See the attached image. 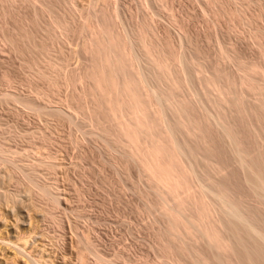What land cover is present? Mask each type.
Here are the masks:
<instances>
[{"label":"rangeland","instance_id":"rangeland-1","mask_svg":"<svg viewBox=\"0 0 264 264\" xmlns=\"http://www.w3.org/2000/svg\"><path fill=\"white\" fill-rule=\"evenodd\" d=\"M230 2L238 21L216 16L218 13L214 11L221 8L219 0H0V147L4 151L0 154V264H36L39 260L37 264H175L173 258L171 262L160 253L157 237L162 224L158 220L164 219H159L164 216V210L160 211L164 207L152 200L155 196L151 194L148 179L142 178L136 166L124 171L121 162L126 164L129 157L130 165L133 161L129 150L126 153L128 148L115 150L107 145L94 125L96 122L90 118L92 104L85 96L90 81L83 79L76 85L69 82L63 85L58 80L61 85H56L58 81L54 77L63 75L71 79L72 74L80 77L87 72L92 62L84 48L89 37L92 38L89 27L100 26L103 13L113 11L117 28L124 34L134 30L135 24L145 19L150 21L155 32L151 36V31V38L163 39L169 35L190 65L197 56L180 27L188 32V37L198 39V49L203 51L199 50L197 55L206 52L208 60L214 63L222 48H235L240 55H235L234 61L238 63L227 59L221 66L232 78H238L242 61L261 58V41L253 37V32L256 25L264 27V0ZM256 16L263 22H254L255 25ZM61 22H71L72 27L66 24V28ZM63 57L67 60L61 63L64 66L60 70ZM53 64H58L59 69L52 67ZM209 65L210 69H204L207 68L204 72L207 77L213 73ZM197 74L193 75L195 85L190 83L185 95L195 101L200 90L202 97L196 101L202 99L203 103L208 100V96L203 98L199 83L204 75ZM252 94H246L247 105L251 106L248 110L252 109L248 111V119L245 116V121L240 120L229 111V117L226 115L246 150L258 158L260 149H264V123L259 114L252 112L259 105L258 95ZM208 104L205 103L206 109L213 112ZM254 129L257 133L262 131L263 140ZM212 133L208 138L212 151L208 154L199 151V165L203 167V159L207 157L213 159L223 169L214 176L216 183L227 187L246 206L248 214L250 211L255 215L259 210L264 218V204L256 194L249 193L246 172L231 155L228 142L221 141L217 131ZM42 188H48L54 196L44 194ZM203 241L199 240L200 244L196 242L195 246L193 242L192 248L202 252L209 259L208 264H218L214 252ZM190 261L185 260L187 264ZM231 261L240 262L236 255Z\"/></svg>","mask_w":264,"mask_h":264},{"label":"bare ground","instance_id":"bare-ground-1","mask_svg":"<svg viewBox=\"0 0 264 264\" xmlns=\"http://www.w3.org/2000/svg\"><path fill=\"white\" fill-rule=\"evenodd\" d=\"M219 2L221 8L220 11H214L218 13L216 16L218 15L219 17H217H222V19L227 17L230 21H238L235 20V18H239L234 12L235 10L230 9V0L229 2L228 0H219ZM214 6L212 5L213 8ZM106 12L101 17L103 21L100 26L89 27L91 32L89 35L92 38L89 37L90 41L86 42L84 48L91 55L92 62L87 72L84 73L85 75L72 77V74L71 79H67L68 77L65 79L63 75H61V78L59 75L54 79L56 78L55 80L65 84L73 83V85L81 80L83 82V79L90 81V85L88 84L90 87L87 88L88 90L84 94L86 98L88 97L91 100L90 118L96 122L94 125H97L98 132L101 133V139L103 138L108 143L107 145L112 146L111 148H116L115 150L128 148L126 153L129 150L131 160H133L132 165L129 162V155L126 154L124 155L129 158L127 157L128 161L125 159L124 162L126 161L125 163L128 165L121 162L123 159L119 163L121 162L124 171L128 172L130 167L133 169L132 166H136L135 168L138 169L137 172L139 171L142 178L145 177L149 181V186L152 189L151 194L155 196L152 200L155 199V202H158L157 204L160 203L164 207L160 210H164L162 212L164 216H160L159 219L163 217L164 219L158 220L159 223L161 221L162 229L159 237H157L162 258H167L166 260L170 261L173 258L175 264L189 263L185 262L186 259L191 260V264H208L210 263L208 262L209 259L205 258L202 252H198L199 250L196 251V247L195 250L192 248L193 242H195V246L196 242L200 244L199 240H204L203 242H205L208 249L214 252L216 256L214 258H216L215 261L218 264H234L231 261L233 255L238 257L239 264L264 262V218L261 217L262 214L259 213V210H256V214L261 215H259V218L258 215L255 216L256 214H250V211L249 215L246 206L235 199L227 187L218 182L216 183L214 176L223 169L213 162V159H208L207 156L209 155L203 159L204 168L199 163L200 150L206 154L212 151L208 138L213 132L212 130L215 129L220 135L221 141L228 142L230 153L240 169L246 172L249 193L256 194L264 204V149L258 147L260 149L259 157L253 158L244 147L239 133L233 126L234 124L231 125L232 121H229L231 119H228L229 112L233 114H230L231 116H236L240 120L245 116L248 119L247 115L252 109L248 110L251 106L248 107L247 105L246 98L248 95L246 96V94L254 93L252 95H258L259 110L255 108L259 112H255L256 109L252 112L259 114L258 116L263 119L261 123H264V27L254 23L261 22L260 16L253 18L254 21H252L257 28L254 30L255 32L253 30L252 32L254 33L253 37L261 41V44H259L260 41L258 43L261 58L258 57L259 59L256 58L258 60L255 59L252 62L245 61V63L240 60L241 75L238 74V78L235 76L236 79L235 77L232 78V75L223 70V66H221L223 60H237L235 55L237 53L239 55V52L235 48L230 47L231 49L225 50L220 48L217 61L215 63L209 61L210 58L207 57L206 52L197 55L196 52L199 53V50L203 48L198 49L196 41L198 39H191V35L188 37V32L180 27V24L179 27L184 32L181 33L187 35L186 39H190L188 40V42L190 41V47L193 48L192 50L195 51L194 53L197 56L194 55L196 57L195 62L193 61L190 65L188 60V62H185L186 60L183 59L184 55L183 58L181 57L169 35L163 39L151 38L155 32H153L150 21L147 19L141 24H135V27L132 28L134 30L124 34L117 28L119 26L116 25L117 20L114 21L116 18L113 11ZM240 14L242 15L241 12ZM60 18L62 19V17ZM58 23L55 22V24ZM173 23L176 24L174 21ZM253 23H250L251 27H253ZM66 24L67 22L63 26ZM69 24L67 25L69 26ZM59 25L61 24L59 23ZM151 31L153 35H151ZM66 57H63V61L59 65L67 60ZM63 64L60 66L57 64L56 66H59L62 70ZM208 65L212 66L213 71L209 77L204 75L207 68L204 69ZM56 66L53 64L52 67L55 68ZM194 71L196 73H193ZM202 72L201 75L204 76H202L199 83L205 95L203 98L208 96V100L206 98L204 100H207L206 102L211 105L214 109L213 112L210 111L211 108L206 109V102L201 103L202 99L196 101L202 97L199 94L200 90L198 96L195 97V101L191 100L192 97L189 98L190 95H185L190 83L195 85L193 81L195 76L193 75L197 73L200 75ZM42 73L44 74V72ZM44 75V77L47 76L46 73ZM59 81L56 85H61ZM81 96H77L79 101H82V97H84ZM75 100L78 101V99ZM82 103L80 102V104ZM84 104L80 106L86 111L87 108L83 106ZM62 113L64 114V112ZM245 120L243 119V121ZM258 123L260 122L258 121ZM254 131L259 132L257 129H254ZM261 132L257 133L259 138ZM260 140H263V138L261 137ZM262 143V148H264V142ZM3 152L0 147V154H3ZM36 162L38 164L39 161ZM47 189H43L42 192L51 195L50 190ZM148 194L151 196L150 193ZM183 195L185 196L183 197ZM53 196L54 194L51 195V197ZM161 206L159 209H161ZM5 243H8V241ZM39 261L37 262L39 263ZM37 262L34 263L37 264Z\"/></svg>","mask_w":264,"mask_h":264}]
</instances>
